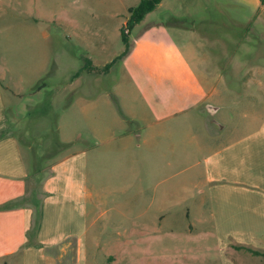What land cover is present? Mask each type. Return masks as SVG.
<instances>
[{"label": "crops", "instance_id": "1", "mask_svg": "<svg viewBox=\"0 0 264 264\" xmlns=\"http://www.w3.org/2000/svg\"><path fill=\"white\" fill-rule=\"evenodd\" d=\"M201 1L202 5L206 4V11H209L207 5L224 11L222 0ZM251 1L259 7V0ZM138 2L0 0V17L9 14L8 9L12 8V16L6 21L8 27L19 28L24 40L29 35L33 37L38 58L48 59L55 42L62 47L78 43L80 57L92 61L103 53L105 43L119 38L129 8ZM202 9L193 5L184 9L178 0H161L131 29L132 34L131 30L128 32L130 49L119 59L125 75V83L118 89L121 115L116 118L108 106L104 109L91 100L84 104L82 113L91 126L89 131L94 144H90L88 137L82 138L84 133L81 132L76 135L73 132L71 140L65 142L57 135L59 148L82 141L89 144L74 147L52 161L47 169L41 168L44 175L41 181L34 178L37 166L25 157L17 136L12 132L0 136V264H88L89 229L94 226L93 234H102L96 213L104 194L95 189L93 178L97 180L104 159L113 161V194L124 195L127 191L123 203L129 205L131 212L127 213L131 228L116 229V233L124 237L118 243H128V237L136 232H149L148 226H137L135 204L147 205L145 214L152 204H165L169 198L177 202L194 198L192 191L202 186L212 205V220L227 239L226 243L264 250V241H260V236L264 235V120L257 119L256 114L253 119L216 121L212 118L221 107L238 104V90L229 84L219 88L212 81V74L203 77L192 66L186 51L189 47L193 49L195 39L206 37L204 31L200 32L193 23L165 22L173 15H198ZM54 24L68 31L63 41L55 35ZM114 62V59H105L95 65L103 68ZM111 66L95 72L82 67L79 70H84L88 76L104 74ZM249 70L250 76L242 86L246 90L250 83L261 89L262 66L250 64ZM6 107V96L0 84V132L7 127V119H3ZM97 107L101 108L92 119L88 108ZM106 109L111 110L113 119L106 118L109 116ZM235 109L233 113L244 117L240 109ZM122 122H135L138 129L117 130L119 126L123 129ZM235 122H249L252 127L239 132L236 128L231 133L233 128H227V124L233 126ZM192 125H199L197 134ZM175 126L186 128L179 139L173 131ZM134 135L141 140L142 147L134 143ZM91 148H95L96 175L89 166ZM136 148L139 149L137 154ZM202 151L207 153L199 157ZM183 173L186 179L181 177ZM36 204L39 216L34 226ZM154 219L166 220L161 208L157 209ZM251 219L256 221L255 226L247 223ZM253 228L257 233L252 232ZM94 245L99 247V241H94ZM111 261L113 264L114 258Z\"/></svg>", "mask_w": 264, "mask_h": 264}, {"label": "rangeland", "instance_id": "2", "mask_svg": "<svg viewBox=\"0 0 264 264\" xmlns=\"http://www.w3.org/2000/svg\"><path fill=\"white\" fill-rule=\"evenodd\" d=\"M178 1L184 9L192 5L197 9L202 7L204 9H202L204 12L185 16L183 20L185 24L196 25L206 36L205 38L198 36L193 49L189 47L186 51L192 66L203 77L212 74V81L219 88L229 84L238 90V104L229 108L221 107L220 112L214 114L212 118L216 121L253 119L256 114L257 119L264 120V83L261 89L251 86L250 83H247L246 90L242 86L250 76V64L262 66L261 77L264 81V6L259 2V8L251 0H222L224 11L220 12L208 5L209 11H206V4L202 5L203 1L200 0ZM8 10L9 14L0 17V84L7 100L6 116L3 114V119H7V127L1 132L15 134L22 143L25 157L34 161L33 157L37 153L39 167L47 169L52 161L74 147L89 144V141H82L75 142L76 146L63 144L64 146L59 148L60 145L55 140L57 135H60V140L64 142L71 140L73 132H76L75 135L84 133L82 138L88 137L90 141L93 138L89 131L91 126L82 113V106L90 103L89 100L104 109L108 106L116 118L121 115L123 109L118 102L120 100L118 89L125 83V75L119 57L125 49V44L121 40V35L114 42L105 43L101 50L103 53L97 57L99 59L95 58L90 63L95 65L104 62L105 59H114L115 62L104 74L87 76L84 70H79L86 60L79 55L78 43L66 44L65 48L55 42L51 45L48 59L38 58V47L34 45L33 37L29 35L27 40H24V34L20 35L19 28L8 27L6 21L12 16V8ZM99 13L101 14L98 10ZM169 17L165 22H169ZM100 18L106 21V18ZM61 27L60 24L52 26L55 35L63 41V35L69 33ZM129 37L130 35L128 39ZM64 48L71 53L65 52ZM101 69L103 70L100 66L94 72ZM75 72L78 75L71 76ZM220 75L222 79H219ZM41 83L44 85L41 91H34ZM99 108L101 107L88 108L92 119ZM235 108L240 109L239 111L245 114L244 117L233 113L232 109L236 111ZM106 112L109 115L106 118L113 119L111 110L106 109ZM122 123L123 129L119 126L117 130L125 132L129 128L138 129L135 122ZM232 125L227 124V128H233L231 133L236 128L239 132L252 127L249 122H235ZM192 127L197 134L199 125ZM183 128L177 126L173 128L178 139L186 132L185 126ZM94 142L95 140H92L90 144ZM134 143H140L139 146L142 147L141 140L135 135ZM94 149H90L89 166L96 175ZM138 152L139 149L136 148L135 153ZM205 153L207 151H202L199 157ZM112 163L111 159L108 161L104 159L98 170L97 180L93 178L95 189L104 194L96 213L97 226L102 228V234L94 235V226L89 229L88 264H111L112 258L113 264H264V250L234 242L230 245L226 243L227 239L216 229L215 221L212 220L210 215L212 205H209L206 189L202 186L192 191L194 198L183 202L169 198L165 204H152L145 214L147 205L135 204L133 210L136 213L137 226L144 224L145 227L148 226L146 230L149 232L140 234L136 232L135 235L128 237L130 240L128 243H118V240L122 241L124 237L118 235L116 229L119 228L120 231L122 228L130 229L132 221L127 220L129 205L123 203L124 198L128 196L127 191L124 195L113 194ZM261 170L258 171L259 174ZM43 172L45 173V170ZM246 174L248 176L250 172ZM185 175L186 173H183L181 177L186 179ZM197 190L203 191L198 194ZM159 208L166 217V220L163 219L161 222L154 219ZM148 214L149 218L146 217ZM251 220L247 223L255 226L256 221ZM252 232L257 233L254 228ZM263 237L264 235L260 236V241H264ZM96 240L100 243L97 248L94 245ZM252 250L260 251L262 254H254Z\"/></svg>", "mask_w": 264, "mask_h": 264}, {"label": "trees", "instance_id": "3", "mask_svg": "<svg viewBox=\"0 0 264 264\" xmlns=\"http://www.w3.org/2000/svg\"><path fill=\"white\" fill-rule=\"evenodd\" d=\"M259 1L264 6V0H259ZM160 2L161 0H139V2L135 6L129 8V15H128L127 21L120 30L121 40L125 44V49L121 53L119 59L123 57L125 54H127V52L130 49L128 32L137 23H139L148 12H151L152 10H154L159 5ZM183 20H184V17L171 16L168 18L169 22H177V21H183ZM110 64L111 63L106 64L103 67V70L111 66ZM82 68L88 69V71H92V70H97L98 67L91 64L90 61H86L85 64H83ZM76 75H78V73ZM43 86L44 85L41 83V85L37 86L34 91H37V92L41 91L40 89H42ZM4 133L5 132H0V136L3 135ZM55 140L57 141V138H55ZM38 156L39 155L35 153V156L33 157L34 162L37 166L36 171L33 173V176L36 179V181H41L44 175L42 173L41 168L39 167V157ZM38 216H39V210H38V205L36 204L35 209H34V215H33L34 226H36V223L38 221ZM251 252L254 254H262L260 251H256V250H252Z\"/></svg>", "mask_w": 264, "mask_h": 264}]
</instances>
